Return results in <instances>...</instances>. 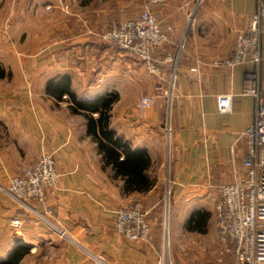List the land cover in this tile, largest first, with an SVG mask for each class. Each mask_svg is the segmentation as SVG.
<instances>
[{"label": "crops", "instance_id": "0c3cea01", "mask_svg": "<svg viewBox=\"0 0 264 264\" xmlns=\"http://www.w3.org/2000/svg\"><path fill=\"white\" fill-rule=\"evenodd\" d=\"M143 2L161 25L172 27L170 41L151 53L157 72L100 38L114 19L137 16L140 0H0V67L10 74L0 78V184L43 151L53 154L60 174L57 188L29 208L0 193V259L23 244L29 252L21 264H156L165 252L152 203L144 206L150 216L144 242L115 230L114 209L168 188L173 233L197 237L192 263L236 264L232 246L220 252L211 236L200 243L197 235L206 232L184 223L199 209L216 218L217 186L242 171L243 131L255 111V97L245 89L256 86L264 99V42L258 69L218 62L232 56L256 0ZM62 74L79 97L118 94L111 127L147 150L150 190L124 194L122 180L103 167L86 118L71 112L66 95L59 101L47 93L48 80ZM223 94L231 96L229 112L217 109ZM144 95L153 96L152 106L137 108ZM13 216H20V226L10 225Z\"/></svg>", "mask_w": 264, "mask_h": 264}, {"label": "built area", "instance_id": "2783aa9c", "mask_svg": "<svg viewBox=\"0 0 264 264\" xmlns=\"http://www.w3.org/2000/svg\"><path fill=\"white\" fill-rule=\"evenodd\" d=\"M171 32L172 27L161 25L149 6H145L137 16L115 21L101 37L136 56L151 71H156L151 53L155 47L170 41ZM263 42L264 0H256V10L236 36L232 56L218 64L235 66L250 63L258 69ZM245 91L255 97L254 118L243 131L247 153L240 175L232 182L217 186L219 198L215 228L220 252L232 246L236 264H264V100L256 86L252 85ZM153 102V96L144 95L137 99L135 105L142 109L152 106ZM216 105L219 112L231 111V96H218ZM59 178L53 154L42 152L34 163L21 174L12 176L7 187L1 189L29 208L28 202L44 200L46 192L57 187ZM148 213L139 201L117 207L114 209V228L130 241H147L150 232ZM21 222L18 217L10 219L12 227L20 226ZM164 255L161 254L156 264H165Z\"/></svg>", "mask_w": 264, "mask_h": 264}, {"label": "trees", "instance_id": "16d2710c", "mask_svg": "<svg viewBox=\"0 0 264 264\" xmlns=\"http://www.w3.org/2000/svg\"><path fill=\"white\" fill-rule=\"evenodd\" d=\"M9 76L10 74L5 73L0 67V78ZM46 90L59 101L63 100L62 95H66L71 112L86 118L87 134L96 142L103 167H110L113 177L122 180L124 194L135 191L147 192L153 187L154 179L148 173L152 162L147 150L133 147L111 127L110 111L118 98L116 92H106L93 98L79 97L70 88L68 74L49 79ZM210 216L208 210H194L186 218L184 226L189 231L205 233ZM28 252L29 248L26 245H15L5 258L0 259V264H21Z\"/></svg>", "mask_w": 264, "mask_h": 264}, {"label": "rangeland", "instance_id": "374dc122", "mask_svg": "<svg viewBox=\"0 0 264 264\" xmlns=\"http://www.w3.org/2000/svg\"><path fill=\"white\" fill-rule=\"evenodd\" d=\"M185 1H187V0H185ZM188 1H191V3L194 5L197 1H200V0H188ZM142 5H144L143 8L145 6H148L147 3H144L143 0H140V6H142ZM123 19H128V18H123ZM123 19L122 18L114 19V21H112L109 24V26L100 34V38L102 39L101 35H103L104 32H106L115 21L123 20ZM104 41L109 43L106 40H104ZM109 44L118 48L117 46H115L111 43H109ZM118 49H120V48H118ZM120 50L123 51L124 53L128 54V55H132L125 50H122V49H120ZM132 56H134V55H132ZM146 68L149 71H151L148 66H146ZM151 72H157V70L151 71ZM261 98H262V95H261ZM43 152H46V151H43ZM24 169L25 168H23L20 172L15 173L14 175L21 174ZM14 175L9 176L7 179V182L5 184H0V193H4L7 197L11 198L12 200H14V202L16 204H18V202L15 199L10 197L4 190L1 189V187H7L9 179ZM56 188L57 187L50 188V189H56ZM168 191H169L168 188L167 189L161 188V189H159V191L157 192L156 195H151V196L146 197L144 200L139 199L138 201L141 202L143 204V206H146V207H149V206H147L146 203H152V205H153L150 214H151V218L153 219V224L158 227L157 231H159V234L162 237L161 239L164 242L165 264H193L192 258L190 255V252H191L190 244H192L195 241V239H197V237L191 233H186L184 230H181L179 233H173L172 225H171V215H170V208H171V202L170 201H171V199H170V195H169ZM45 196H46V194H45ZM42 201H44V200H42ZM42 201H39V202H42ZM155 203H157V204L155 205ZM28 204L30 205L29 202H28ZM13 217L20 218V216H13ZM149 219H150V216H149ZM215 225H216V218H215V215L212 214L210 217L209 223H208L207 232L205 233L206 235H203L202 237H201V235H197V236H199L198 239H199L200 243H202L201 241L206 242V240L209 239L210 236L213 238H216ZM201 239H203V240H201ZM204 244L205 243H203V245ZM204 247H205V250H208V247H206V246H204Z\"/></svg>", "mask_w": 264, "mask_h": 264}]
</instances>
